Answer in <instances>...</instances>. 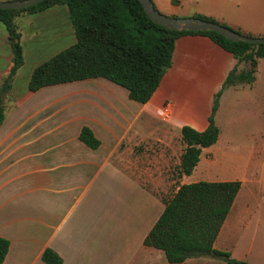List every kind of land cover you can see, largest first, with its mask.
Here are the masks:
<instances>
[{"label":"crops","instance_id":"1","mask_svg":"<svg viewBox=\"0 0 264 264\" xmlns=\"http://www.w3.org/2000/svg\"><path fill=\"white\" fill-rule=\"evenodd\" d=\"M151 2L168 16L200 14L252 36L264 34V0ZM15 20L23 64L3 95L0 237L8 246L0 264H46L41 260L46 248L61 258V264H224L210 256L171 263L160 249L143 244L163 209V198H170L180 184L198 180L240 182L213 247L227 251L232 258L264 264V239L256 246L245 243L241 241L244 232L236 230L243 217L236 200L245 191L252 194L253 185L260 182L255 167L263 165L264 138L241 159L220 143V113L228 112L229 104L246 101L250 87L223 86L236 64L231 53L204 35L178 36L170 65L144 103L129 99L125 88L101 77L29 91L27 80L33 67L71 45L75 38L64 5L20 14ZM5 37L0 22V84L10 66ZM224 90L228 92L226 100ZM215 93H219L213 115L219 129L216 141L201 149L188 175L179 173L178 158L169 193L159 194L152 188H161L167 180L153 178V173L162 170L156 160L152 162V156H146V150L155 143L159 156L162 148L157 143L169 147L175 141L182 148L180 157L184 149L181 126L203 130ZM165 103L170 107L166 120L155 114ZM232 120L231 124L240 121ZM83 126L98 139L95 149L78 139ZM161 161L168 169L167 159Z\"/></svg>","mask_w":264,"mask_h":264},{"label":"trees","instance_id":"2","mask_svg":"<svg viewBox=\"0 0 264 264\" xmlns=\"http://www.w3.org/2000/svg\"><path fill=\"white\" fill-rule=\"evenodd\" d=\"M57 5L67 8L75 41L33 67L27 80L29 91L101 77L125 88L129 99L144 103L170 65L174 41L182 34L204 35L235 58L236 64L227 73L223 86L249 85L257 61L264 58V43L231 41L214 31L165 29L146 16L138 0H42L22 9H0V22L5 28V41L10 51V66L0 84V124L4 117L3 95L8 91L13 74L23 64L20 32L15 18ZM193 16L227 26L209 16ZM240 63L245 67L239 69ZM218 95L215 93L213 96L211 112L203 130L197 131L186 125L180 128L184 144L178 162L180 174L188 175L197 163L201 149L217 139L219 129L213 115ZM78 139L91 149L99 145L98 139L86 126L80 128ZM239 185L238 180H198L180 184L170 198L163 199V209L145 235L143 244L160 249L171 263L181 262L187 257L210 256L221 259L224 264H253L232 258L227 251L213 247ZM7 246V240L0 237V263ZM41 260L46 264H61V258L48 248L42 251Z\"/></svg>","mask_w":264,"mask_h":264},{"label":"rangeland","instance_id":"3","mask_svg":"<svg viewBox=\"0 0 264 264\" xmlns=\"http://www.w3.org/2000/svg\"><path fill=\"white\" fill-rule=\"evenodd\" d=\"M262 35V34H259ZM257 36V35H255ZM245 67L244 63L239 64V69ZM248 98L246 101H241L239 104H229V111H222L220 113L219 128L222 133L221 145L226 146L230 149L233 154H236L239 159L243 158L248 152L252 150L253 147L260 144V138H264V58H260L257 62L256 70L253 74V80L249 84ZM225 87H243L242 84L237 83L236 85H226ZM228 92L224 90V99L227 97ZM226 100V99H225ZM236 120L231 124L230 122ZM261 121L263 122L261 125ZM170 144V143H168ZM158 148H162V154L157 156L159 153H155L156 145L152 143L151 150H146L147 157L152 156V162L156 160V165L162 170L161 174L153 173V178L167 180L162 186L153 187L157 188L159 194L167 195L170 191V179L176 176V161L179 158V152L181 151V146L179 143L172 141V146L164 145V143H157ZM263 155V165L257 164L255 167L256 177L260 179L259 183H255L253 186L252 194L245 191L240 193L236 203L240 204L241 211L240 214L243 215L241 220L236 225V230L244 232L241 241L245 243H251L257 245L264 233V141L261 142ZM132 151L134 152V145H132ZM139 154V153H138ZM157 156V157H156ZM146 157V158H147ZM161 157V159H159ZM146 158L144 161H146ZM168 161V169L163 167V159ZM142 164V162H141ZM261 166V167H260ZM172 174V175H171ZM191 178V175H190ZM169 188L165 190V187ZM163 191V192H162ZM164 199V198H163ZM239 207V208H240Z\"/></svg>","mask_w":264,"mask_h":264},{"label":"water","instance_id":"4","mask_svg":"<svg viewBox=\"0 0 264 264\" xmlns=\"http://www.w3.org/2000/svg\"><path fill=\"white\" fill-rule=\"evenodd\" d=\"M42 0H2L0 9H22ZM146 16L154 23L168 30L214 31L231 41H244L251 44L264 43V35L252 36L239 33L221 23L204 20L197 16H168L159 12L151 0H138ZM165 69V66H162Z\"/></svg>","mask_w":264,"mask_h":264},{"label":"built area","instance_id":"5","mask_svg":"<svg viewBox=\"0 0 264 264\" xmlns=\"http://www.w3.org/2000/svg\"><path fill=\"white\" fill-rule=\"evenodd\" d=\"M155 114L156 116H158L161 119H168L169 115H170V107L168 103H165L163 106H161L160 108H157L155 110Z\"/></svg>","mask_w":264,"mask_h":264}]
</instances>
